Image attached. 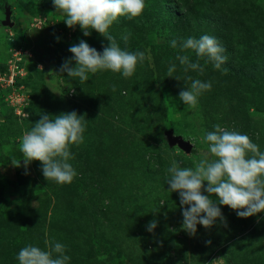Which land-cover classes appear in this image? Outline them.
I'll return each mask as SVG.
<instances>
[{"label": "rangeland", "instance_id": "1", "mask_svg": "<svg viewBox=\"0 0 264 264\" xmlns=\"http://www.w3.org/2000/svg\"><path fill=\"white\" fill-rule=\"evenodd\" d=\"M236 5L248 11L233 24L237 36L264 50V0ZM172 6L145 0L140 16L119 17L110 27L122 50L145 53L131 77L104 70L81 83L59 72L72 57L68 49L84 40L102 53L108 40L95 30L84 36L79 25L69 28L53 0H0V264H19L27 245L47 250L45 240L65 246L68 264H264V212L240 218L219 205L225 222L198 224L190 235L182 228L179 193L168 191L172 161L194 168L207 151L200 138L216 124L247 135L264 152V81L230 78L178 47V55L204 68L185 72L178 55L167 52ZM176 38L179 45L186 40ZM171 64L176 70L168 77ZM189 76L212 84L195 108L179 99L190 89ZM12 92L23 98L15 102ZM71 111L86 126L83 143L70 146L77 175L61 185L45 180L39 161L25 166L19 144L41 113ZM173 137L187 140L191 151Z\"/></svg>", "mask_w": 264, "mask_h": 264}, {"label": "clouds", "instance_id": "2", "mask_svg": "<svg viewBox=\"0 0 264 264\" xmlns=\"http://www.w3.org/2000/svg\"><path fill=\"white\" fill-rule=\"evenodd\" d=\"M53 4L56 11L64 14V21L69 28L79 25L84 36H90V30H95L109 42L102 53L84 40L72 45L68 49L72 57L62 63L59 69L61 74L79 78L81 83L89 79V73L96 74L104 70L122 73L128 78L134 74L138 62H144V52L122 50L109 29L119 17L133 19L140 16L145 8V0H53ZM129 35L122 37L125 43ZM170 43L173 48L177 47L176 40ZM180 48L181 51H194L198 61L207 57L206 62H212L216 69H220L227 59L222 55L224 49L209 35L199 39L187 38ZM176 59L184 66L185 72L192 70L203 74L204 68L198 61L190 62L187 55H178ZM73 61L75 67L72 66ZM175 70L176 65L171 64L168 77H173ZM187 79L191 80L190 89L180 91L179 99L189 108H195L198 97L211 90L212 84L190 76ZM85 126L84 116L78 115L76 111L55 116L41 113L40 119L20 139L19 150L24 165L39 161L46 181L70 184L77 175L69 163L73 158L70 146L83 143ZM213 127L214 131L200 138L207 151L194 168H181L176 161H172L171 167L167 169L168 191L179 193L182 228L190 235H195L198 224L208 229L218 219L225 222L219 205L235 210L240 218L264 212V152L245 134L228 130L219 124ZM156 226L155 220L150 221L147 230L151 232ZM206 243L211 244V241ZM45 244L47 250L32 245L20 249L16 257L19 264H68L70 257L65 255L64 245L48 240H45ZM215 262L216 259L210 264Z\"/></svg>", "mask_w": 264, "mask_h": 264}, {"label": "trees", "instance_id": "3", "mask_svg": "<svg viewBox=\"0 0 264 264\" xmlns=\"http://www.w3.org/2000/svg\"><path fill=\"white\" fill-rule=\"evenodd\" d=\"M164 1L166 4L173 5L169 12V23L172 24L166 25V29H170L166 40L169 55L172 57L178 55L177 50L180 45L177 44V47L173 48L170 43L172 40L177 41L176 37L199 39L203 35H209L214 37L224 49L222 55L227 59L221 68L226 70L230 78L249 76L254 82L264 81V50L242 44L243 42L237 36V30L233 27V24L235 25L248 12L237 6L236 0H188L189 5L186 6L184 0L182 9H179L177 4L182 0ZM223 4L225 7H222ZM193 56L198 60L195 52ZM244 58L247 59L246 64L242 63ZM199 61L213 64L210 61L206 62L207 57ZM9 92L10 90H7V94ZM94 254H98L95 249Z\"/></svg>", "mask_w": 264, "mask_h": 264}, {"label": "water", "instance_id": "4", "mask_svg": "<svg viewBox=\"0 0 264 264\" xmlns=\"http://www.w3.org/2000/svg\"><path fill=\"white\" fill-rule=\"evenodd\" d=\"M171 141L176 142L179 145V147H181V149L186 152H189L191 149V144L187 140H184L179 137H173L171 138Z\"/></svg>", "mask_w": 264, "mask_h": 264}, {"label": "built area", "instance_id": "5", "mask_svg": "<svg viewBox=\"0 0 264 264\" xmlns=\"http://www.w3.org/2000/svg\"><path fill=\"white\" fill-rule=\"evenodd\" d=\"M38 21H41L40 20V18H38L37 19ZM10 79H12V76L10 77ZM11 83H12V80H11ZM13 91V90H12ZM12 96L14 97V99H15V102L16 101H18V100H20V98L22 97L23 98V96L21 95V96H19L17 93H15V92H12ZM16 103H12V105H15Z\"/></svg>", "mask_w": 264, "mask_h": 264}]
</instances>
